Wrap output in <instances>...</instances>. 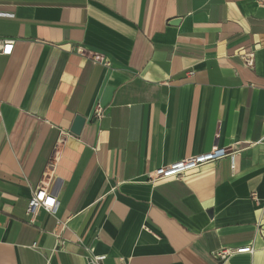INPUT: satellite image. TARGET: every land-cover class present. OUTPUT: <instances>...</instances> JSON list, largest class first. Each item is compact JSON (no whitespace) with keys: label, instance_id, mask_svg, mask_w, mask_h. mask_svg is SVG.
I'll use <instances>...</instances> for the list:
<instances>
[{"label":"crops","instance_id":"crops-1","mask_svg":"<svg viewBox=\"0 0 264 264\" xmlns=\"http://www.w3.org/2000/svg\"><path fill=\"white\" fill-rule=\"evenodd\" d=\"M0 38V264H264V0H0Z\"/></svg>","mask_w":264,"mask_h":264},{"label":"built area","instance_id":"built-area-1","mask_svg":"<svg viewBox=\"0 0 264 264\" xmlns=\"http://www.w3.org/2000/svg\"><path fill=\"white\" fill-rule=\"evenodd\" d=\"M14 40L9 38H0V54L10 55L13 50ZM90 59L93 62H103V57L96 53L90 54ZM248 59V56H246ZM250 62V61H249ZM191 73V72H189ZM103 115V108L100 103H96L93 108V117L99 119ZM237 150L234 148L221 147L214 145L210 150L205 152H200L192 154L167 165H162L157 167L149 173L148 180L152 183H156L159 180L167 179H178L184 176L187 171L196 169L206 163L216 162L224 156H228L231 165L234 164V159ZM254 198V194L252 195ZM58 202L49 189V184L42 181L38 186L34 187L31 191L30 197L27 201V215L29 216V222L33 223L35 221V216L38 209L43 208L50 214H54L57 210ZM63 245V240L60 235H56V246L61 247ZM36 243L33 244V247ZM253 247L251 245L241 246V247H229L223 246L211 252L212 256L224 261L234 254L240 253H252ZM84 257L86 264H103L106 255L95 254L92 247H84Z\"/></svg>","mask_w":264,"mask_h":264},{"label":"water","instance_id":"water-1","mask_svg":"<svg viewBox=\"0 0 264 264\" xmlns=\"http://www.w3.org/2000/svg\"><path fill=\"white\" fill-rule=\"evenodd\" d=\"M171 22L173 24H177L179 22V19H173ZM84 122H85L84 117H82L81 115H76L70 127V132L78 135L83 127Z\"/></svg>","mask_w":264,"mask_h":264}]
</instances>
